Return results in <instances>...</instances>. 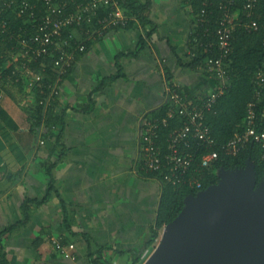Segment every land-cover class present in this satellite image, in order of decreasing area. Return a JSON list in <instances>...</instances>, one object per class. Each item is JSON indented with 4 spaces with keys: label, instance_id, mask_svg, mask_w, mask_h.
<instances>
[{
    "label": "crops",
    "instance_id": "crops-1",
    "mask_svg": "<svg viewBox=\"0 0 264 264\" xmlns=\"http://www.w3.org/2000/svg\"><path fill=\"white\" fill-rule=\"evenodd\" d=\"M150 3L156 30L144 42L136 19L81 52L64 78L52 130L34 123V90L1 85L0 231L24 221L2 236L8 264H90L89 251L130 264L128 250L156 225L164 184L138 170L143 121L167 101L170 85L194 97L215 82L187 64L195 47L190 0ZM55 239L74 242L76 257L58 252Z\"/></svg>",
    "mask_w": 264,
    "mask_h": 264
},
{
    "label": "built area",
    "instance_id": "built-area-1",
    "mask_svg": "<svg viewBox=\"0 0 264 264\" xmlns=\"http://www.w3.org/2000/svg\"><path fill=\"white\" fill-rule=\"evenodd\" d=\"M256 1L247 0L245 3L244 7L249 10L248 18ZM202 3L203 6L193 16L195 47L192 55H197L199 49L211 54L202 58L199 67L215 82L214 88L200 102L194 103L176 85L168 87L167 101L170 100L176 107H170L165 116L144 119L138 165L141 173L159 172L176 186L187 184L194 188H201L202 181L197 173L199 168L195 165V155L188 153L187 149L209 148L216 143L211 126L206 122V111L212 108L227 85L229 74L226 61L234 31L238 26L249 31L259 28V23L253 18H241L237 0H222L216 16L213 0H203ZM3 4L14 7L26 21L18 35V47H13L9 54L5 53L7 57L10 55L6 67L12 66L8 78L23 80L31 90L48 92L39 101L45 109L60 96L64 78L75 64L78 53L87 49V42L94 36H103L110 28L126 27L133 18L126 13L120 0H3ZM100 10H104L102 14ZM10 29L11 24L1 15L0 9V32L6 33ZM47 57L53 58L56 71L55 77L45 83V68L36 69L34 65ZM41 63L44 65V62ZM256 83L255 97L248 103L244 130L237 132L223 146L228 154H237L249 140H253L261 143L264 156V105L260 114L257 109L264 93L263 69L257 72ZM175 117H179L180 122L169 132L163 146L158 142V130L162 124L169 125ZM217 157L218 151L209 149L202 155L200 165L207 166ZM53 244L62 255L76 257L74 242L55 239ZM149 252L146 250L143 257Z\"/></svg>",
    "mask_w": 264,
    "mask_h": 264
},
{
    "label": "trees",
    "instance_id": "trees-1",
    "mask_svg": "<svg viewBox=\"0 0 264 264\" xmlns=\"http://www.w3.org/2000/svg\"><path fill=\"white\" fill-rule=\"evenodd\" d=\"M213 8L215 10V16L220 11L218 4L222 0H213ZM238 10L241 18L248 20L253 18L259 23V28L257 30L249 31L243 26H238L234 31V38L231 44V50L228 54L227 64H228V74L229 78L227 80V85L225 87L224 93L220 95L218 100L213 104L212 108L206 111V122L211 126L212 134L216 139L215 145L207 148L192 147L188 148L187 152L195 155V165L199 168L198 175L202 181L201 188H194L187 184L176 186L171 182H168L162 174L159 172L147 174V176L156 177L162 180L164 184L161 204L158 210L156 225L150 228L148 235L144 238L142 245L138 248H133L128 250L130 252V264H142L144 261V253L147 249L153 250L157 245L161 232L166 224L171 222L181 210L185 207L187 201L186 198L189 195H196L200 190L207 189L211 185L218 184L220 182V175L217 170H231L236 168H241L246 166L249 160H252L255 164V172L257 176V184H260L264 180V156L263 147L261 143L249 140L242 149L237 154H228L223 149L224 144L232 138L237 132H242L244 130V125L247 115L248 103L254 99L256 87H257V72L260 69L264 70V0H257L254 6L251 8V16L248 18L247 14L249 12L246 9L245 3L247 0H237ZM121 5L124 7L126 13L131 15L133 18L130 19L128 26L132 25L136 19H138L144 27V35L141 36L140 42L145 41L147 37L153 34L156 30V25L150 19V2H140L139 0H120ZM194 12H197L203 6V0H190ZM237 4V5H238ZM1 15L9 20L11 24V29L9 32H0V90H2L1 85L8 82H13L17 85L26 86L23 80H16V78H8V72H11V67H6L7 57L5 53L9 54L13 47H18L19 36L21 32V27L26 24L24 17L18 14V11L13 7L9 8L4 6L3 0H0ZM104 10H100V14ZM215 20V19H214ZM214 22V21H213ZM215 26V24H213ZM118 28V27H117ZM98 36H94L87 42V48ZM86 50V49H85ZM80 51L77 58L81 54ZM4 57H1V56ZM189 55V54H188ZM211 54L203 52L199 49L197 55H189V60L187 64L189 66L196 67L199 65L202 58H206ZM44 62V65L41 63ZM34 67L36 69H44L46 74V81L48 83L51 78L55 77V68L53 58L47 57L41 59L35 63ZM44 85V84H43ZM47 89V88H46ZM181 90V89H180ZM37 94V104L33 110L34 123L37 127H41L42 122L52 130V124L57 125L56 119L58 116L54 117L55 106L59 101L57 96L51 104L45 109V105L40 104V100L47 96L48 92H41L40 90H34ZM182 92V91H181ZM203 96H192L191 99L194 103L200 102ZM264 105V93L262 100L258 103V112L262 111ZM176 107L170 100L166 101L159 108L149 112L145 118L162 117L168 113L170 107ZM180 122L179 117L171 119L170 124L165 126L161 125L158 130V142L161 145H166L167 136L172 128ZM54 133V132H53ZM209 149L217 150L218 157L211 161L207 166H201L202 155L206 153ZM146 175V174H145ZM53 179L49 182V191L54 186ZM48 197L45 196L46 199ZM39 199H28L27 204L37 202ZM41 201V200H40ZM26 211V210H25ZM28 212L26 211V214ZM26 215L25 220L28 219ZM24 221H18L0 231V260L8 264L6 254L3 251V244L1 242L2 236L12 231L17 225L23 223ZM121 254L125 252L119 251ZM90 264H115L111 260H101L98 257H94L92 252L89 251Z\"/></svg>",
    "mask_w": 264,
    "mask_h": 264
},
{
    "label": "water",
    "instance_id": "water-1",
    "mask_svg": "<svg viewBox=\"0 0 264 264\" xmlns=\"http://www.w3.org/2000/svg\"><path fill=\"white\" fill-rule=\"evenodd\" d=\"M186 201L142 264H264V180L252 160Z\"/></svg>",
    "mask_w": 264,
    "mask_h": 264
},
{
    "label": "rangeland",
    "instance_id": "rangeland-1",
    "mask_svg": "<svg viewBox=\"0 0 264 264\" xmlns=\"http://www.w3.org/2000/svg\"><path fill=\"white\" fill-rule=\"evenodd\" d=\"M233 171V169H231V170H217V173L220 175V178L222 179V177L224 176V175H228L229 173H231ZM155 248V247H154ZM153 248V249H154ZM153 251V250H152ZM151 250H150V252H149V254H148V256L150 255V253L152 252ZM148 256H146V257H144V261L146 260V258L148 257ZM143 261V262H144Z\"/></svg>",
    "mask_w": 264,
    "mask_h": 264
}]
</instances>
